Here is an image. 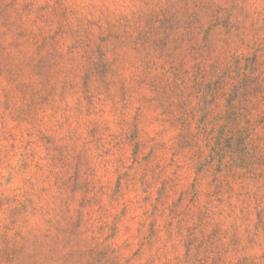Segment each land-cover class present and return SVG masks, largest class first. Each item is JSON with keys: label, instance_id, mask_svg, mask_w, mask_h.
<instances>
[{"label": "clouds", "instance_id": "1", "mask_svg": "<svg viewBox=\"0 0 264 264\" xmlns=\"http://www.w3.org/2000/svg\"><path fill=\"white\" fill-rule=\"evenodd\" d=\"M0 264H264V0H0Z\"/></svg>", "mask_w": 264, "mask_h": 264}]
</instances>
